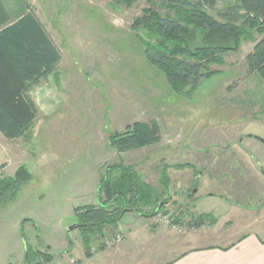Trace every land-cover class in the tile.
<instances>
[{
	"label": "rangeland",
	"instance_id": "rangeland-1",
	"mask_svg": "<svg viewBox=\"0 0 264 264\" xmlns=\"http://www.w3.org/2000/svg\"><path fill=\"white\" fill-rule=\"evenodd\" d=\"M225 5L218 0L214 9L206 8L221 19L218 11ZM150 6L147 0H136L131 7L112 0H37L41 16L58 28L63 47L78 63L73 65L78 74L68 71L70 86L65 85L71 93L58 113L33 122L21 134L5 124L7 133L0 128V181L22 166L29 173L0 200V264H25L28 253L52 255L43 264L73 259L97 264L93 260L104 247L109 251L100 253L107 252V264H120L112 263L114 248L131 230L143 240L164 226L178 239L208 226L192 228V216L212 215L217 220L211 225L223 228L261 216L264 77L250 57L264 34L252 31L236 51L224 53L222 64L208 66L215 74L192 91L177 93L145 58L138 37L145 32L132 28ZM155 9L165 13L158 4ZM135 122L155 124L160 140L119 153L110 146V135ZM120 162L134 166L155 195L161 194L163 208L154 214L156 204L146 207L150 217L126 212L86 247L83 230L69 228L101 204V175ZM185 163L193 167L167 166ZM165 170L169 195L160 183Z\"/></svg>",
	"mask_w": 264,
	"mask_h": 264
},
{
	"label": "trees",
	"instance_id": "trees-1",
	"mask_svg": "<svg viewBox=\"0 0 264 264\" xmlns=\"http://www.w3.org/2000/svg\"><path fill=\"white\" fill-rule=\"evenodd\" d=\"M112 1L115 4L131 7L136 0ZM217 1L147 0L151 6L144 9L143 16L135 20L133 30L142 29L145 32L144 36H138L144 47L145 58L164 74L170 89L174 92L186 93L197 88L205 78L216 73L208 69L211 63L222 64L224 53L236 51L243 39L252 31L257 30L264 34V0H232V2L222 0L226 5L218 11L221 19L212 15L206 8L214 9ZM157 4L165 9L164 14L155 9ZM250 62L264 77V39L257 45ZM7 73L14 75L16 71L0 49V105L5 111L0 113V128L4 130L6 126H12V129L21 134L31 128L36 118V110L32 111L30 105L21 98L17 99L10 94V91L7 92L8 87H12L2 79ZM159 140V130L155 124L150 126L146 122H135L128 125L123 132L112 133L109 144L120 153ZM167 166L168 168L193 167L189 163ZM28 176L29 173L22 166L15 176L2 179L0 200L11 187L19 185L23 180L26 181ZM170 181L165 170V173L160 175V183L167 190L168 195ZM159 196L155 195L153 188L142 180L134 166L120 162L107 168L101 175L98 187L101 204L96 209L86 210L79 223L78 228L83 230L84 245L88 247L104 226L119 223L127 211L137 213L141 217H150L152 213L148 214L143 210L146 207L152 208L156 204L154 210L157 211L154 214H158L163 208ZM104 197L106 199L102 203ZM181 217L180 215L179 219ZM192 220L195 226L192 228L198 229L205 223L211 225L217 218L200 214L192 216ZM177 222L176 220V224L179 223ZM40 254L28 253L25 264H43L51 261L52 255ZM38 257L42 260L37 261Z\"/></svg>",
	"mask_w": 264,
	"mask_h": 264
},
{
	"label": "crops",
	"instance_id": "crops-1",
	"mask_svg": "<svg viewBox=\"0 0 264 264\" xmlns=\"http://www.w3.org/2000/svg\"><path fill=\"white\" fill-rule=\"evenodd\" d=\"M36 2L0 0V49L16 71L14 75L5 74L2 79L10 87L12 85L8 87V93L10 91L15 98H21L32 111L36 110L34 123L60 111L67 102L63 98L71 93L67 88L70 86L66 77L68 71L71 70L72 75L78 74L73 67L74 63H78L70 56L68 47H63L57 34L58 28L41 16L42 10L37 9ZM1 112L5 111L0 105ZM260 210L261 216L237 224L234 228L208 225L203 227L204 230L198 228L201 232L184 234L178 239L166 227L159 226L152 233L154 237L143 239L142 243L143 240L131 230L118 238L112 263L264 264V207ZM252 212H255L254 207L250 210ZM146 227L143 225V228ZM155 238L157 245L152 243ZM104 249L108 250L107 247L101 250ZM101 250L98 253L100 256L93 261H97V264L109 263L107 252L101 254Z\"/></svg>",
	"mask_w": 264,
	"mask_h": 264
},
{
	"label": "built area",
	"instance_id": "built-area-1",
	"mask_svg": "<svg viewBox=\"0 0 264 264\" xmlns=\"http://www.w3.org/2000/svg\"><path fill=\"white\" fill-rule=\"evenodd\" d=\"M60 264H63V263H60ZM69 264H80V262L78 260L73 259L69 262Z\"/></svg>",
	"mask_w": 264,
	"mask_h": 264
},
{
	"label": "water",
	"instance_id": "water-1",
	"mask_svg": "<svg viewBox=\"0 0 264 264\" xmlns=\"http://www.w3.org/2000/svg\"><path fill=\"white\" fill-rule=\"evenodd\" d=\"M194 191H196V190H194ZM79 226H80V224L73 225L69 228V230H74V229L78 228Z\"/></svg>",
	"mask_w": 264,
	"mask_h": 264
},
{
	"label": "flooded vegetation",
	"instance_id": "flooded-vegetation-1",
	"mask_svg": "<svg viewBox=\"0 0 264 264\" xmlns=\"http://www.w3.org/2000/svg\"><path fill=\"white\" fill-rule=\"evenodd\" d=\"M196 191H194V192H191V193H195ZM193 205H194V203H193ZM127 212H129V211H127ZM126 213V212H125Z\"/></svg>",
	"mask_w": 264,
	"mask_h": 264
}]
</instances>
